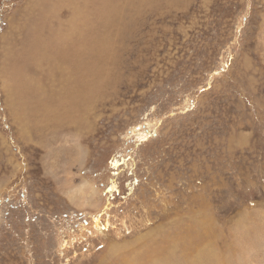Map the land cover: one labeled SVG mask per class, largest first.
<instances>
[{
    "label": "rangeland",
    "instance_id": "rangeland-1",
    "mask_svg": "<svg viewBox=\"0 0 264 264\" xmlns=\"http://www.w3.org/2000/svg\"><path fill=\"white\" fill-rule=\"evenodd\" d=\"M0 264H264V0H0Z\"/></svg>",
    "mask_w": 264,
    "mask_h": 264
},
{
    "label": "bare ground",
    "instance_id": "bare-ground-1",
    "mask_svg": "<svg viewBox=\"0 0 264 264\" xmlns=\"http://www.w3.org/2000/svg\"><path fill=\"white\" fill-rule=\"evenodd\" d=\"M73 55H74V52L72 51V50H68L66 53H65V57L64 58H66V59H68V60H72V58H73ZM71 65H72V67L73 66H77L78 65V67H79V69L80 70H85V73L86 74H89V73H91V69H90V67L92 66V65H90V62H89V60H87V61H83V62H81V63H78V62H75V61H72L71 62ZM49 106H47V109H48V111H49V108H48ZM45 109V108H44ZM46 109V110H47ZM31 115V114H30ZM30 118V117H29ZM57 122V121H56ZM55 122V123H56ZM57 124V123H56ZM52 127V126H51ZM143 128V129H142ZM134 130H136V131H138V134L139 135H145L144 136V138H146V136H148V134L151 132L150 131V129L149 128H147L146 126H144V127H142V126H136L135 128H134ZM54 131V130H53ZM53 133V132H52ZM143 138V139H144ZM88 184V183H87ZM74 186V185H73ZM77 186V185H76ZM87 186H80L79 188H77V193H76V196H79L80 198L81 197H83V198H85L86 200H88V197H90L91 195H93V192H95L96 193V190L94 189V188H86ZM208 213V212H207ZM209 218H210V216H209ZM206 224V223H205Z\"/></svg>",
    "mask_w": 264,
    "mask_h": 264
}]
</instances>
